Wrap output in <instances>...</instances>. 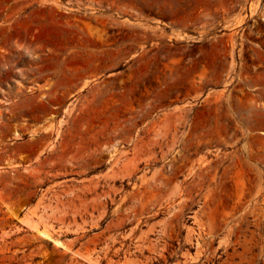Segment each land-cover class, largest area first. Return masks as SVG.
<instances>
[{
    "label": "rangeland",
    "instance_id": "rangeland-1",
    "mask_svg": "<svg viewBox=\"0 0 264 264\" xmlns=\"http://www.w3.org/2000/svg\"><path fill=\"white\" fill-rule=\"evenodd\" d=\"M253 105L264 0H0V264H264Z\"/></svg>",
    "mask_w": 264,
    "mask_h": 264
},
{
    "label": "bare ground",
    "instance_id": "bare-ground-1",
    "mask_svg": "<svg viewBox=\"0 0 264 264\" xmlns=\"http://www.w3.org/2000/svg\"><path fill=\"white\" fill-rule=\"evenodd\" d=\"M38 59V56L37 55H35V52L33 51L32 53H31V60H33V61H36ZM217 98V97H216ZM220 98V95L218 96V98L217 99H219ZM263 108V106L261 107V106H256V105H253L252 107H250V110L251 111H253L254 113H258V112H260V114H261V109ZM264 109V108H263ZM263 113V112H262ZM40 217V216H39ZM38 217V218H39ZM37 220V219H36ZM40 219H38V221H39ZM25 223H27V224H29L30 223V221L27 219H25ZM46 224V223H45ZM32 227H34V230L37 232V234L39 235V236H41V237H46V238H49V239H51L52 241H53V243L56 245V246H59V247H62V248H65V249H68V247H65L62 243H61V241L58 239V235L57 236H53L54 234L52 233V231H51V229L50 230H48L46 227L45 228H37L36 227V225H32V224H30ZM49 225H51V224H49ZM56 230V229H55ZM56 232V231H55ZM57 234H59V233H57Z\"/></svg>",
    "mask_w": 264,
    "mask_h": 264
}]
</instances>
